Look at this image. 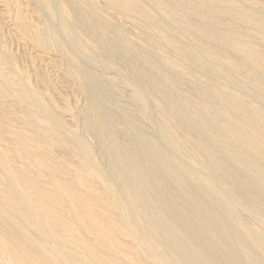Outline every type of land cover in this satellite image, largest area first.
<instances>
[{"label":"bare ground","instance_id":"obj_1","mask_svg":"<svg viewBox=\"0 0 264 264\" xmlns=\"http://www.w3.org/2000/svg\"><path fill=\"white\" fill-rule=\"evenodd\" d=\"M0 264H264V0H0Z\"/></svg>","mask_w":264,"mask_h":264},{"label":"rangeland","instance_id":"obj_2","mask_svg":"<svg viewBox=\"0 0 264 264\" xmlns=\"http://www.w3.org/2000/svg\"><path fill=\"white\" fill-rule=\"evenodd\" d=\"M143 130L146 132L148 138L150 140H153L154 142H156L161 148H163L164 150H167L168 148L165 146V144L163 143L161 137L159 136L158 133H156V131L154 129H152L150 127V125L148 124H143ZM90 141H94L92 136L89 137ZM169 150V149H168ZM170 151V150H169ZM172 152V151H170ZM169 153V152H168ZM170 155H172L175 159V155L172 153H170Z\"/></svg>","mask_w":264,"mask_h":264}]
</instances>
